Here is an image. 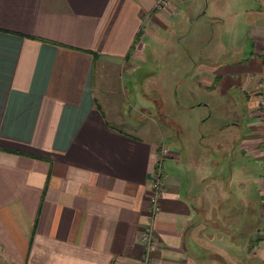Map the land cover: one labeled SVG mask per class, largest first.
Returning <instances> with one entry per match:
<instances>
[{
    "label": "crops",
    "instance_id": "obj_1",
    "mask_svg": "<svg viewBox=\"0 0 264 264\" xmlns=\"http://www.w3.org/2000/svg\"><path fill=\"white\" fill-rule=\"evenodd\" d=\"M156 2L0 0V251L13 264H139L149 223L152 264H264V0H211L224 46L251 48L226 72L211 51L196 66L234 133L205 157L178 137L161 162L154 108L181 126L155 60H186L204 5Z\"/></svg>",
    "mask_w": 264,
    "mask_h": 264
},
{
    "label": "rangeland",
    "instance_id": "obj_2",
    "mask_svg": "<svg viewBox=\"0 0 264 264\" xmlns=\"http://www.w3.org/2000/svg\"><path fill=\"white\" fill-rule=\"evenodd\" d=\"M202 1V5H204V0ZM207 1V5L203 6V8L206 7L204 12L199 14L198 19H194L191 32L181 36V45L186 46V60L184 61L183 57L180 59L170 58L169 60L157 58L155 60V64L158 65L157 68L160 70V74L157 77L160 84L163 85L164 113L179 123L181 129L177 130L172 125L173 123L163 120L156 107L154 108L155 112H153L154 125L156 127L154 128V133L158 135L159 141L164 140L165 145L173 148L176 145L179 146L178 137H181L183 150L195 148L204 157L210 154L211 148L216 147L220 138L234 133L235 126L233 124L223 126L231 119L229 112L227 113L222 107V105L226 104L225 98L217 89L209 90L205 87L203 74L201 70V74L197 72L196 66L201 62H209L211 58L208 52L211 51L215 56H218L217 60L220 62L218 68L226 72L230 65L236 64L233 63L232 59L248 56L246 49L251 48V46L244 45L245 50L243 49L244 51L240 53L243 45L224 46L225 42L222 38H224L226 32L224 29L227 24L225 23L226 25L224 26L219 18L210 16L213 5L211 0ZM212 26L214 33L211 34L208 31H211ZM216 42L224 43H222L223 46L221 44L213 45ZM258 58L259 56H256L253 59L256 60ZM239 65L241 64L239 63ZM176 67H179L180 70L173 72ZM165 69L171 70L170 74L165 75ZM177 72L181 78L179 80L176 79V82H174V74ZM169 151L170 149L167 153L170 155ZM174 156V153H172L168 159L174 161ZM261 226L263 225L259 227L261 228ZM250 255L251 264H263L256 253H251ZM0 260L3 264H13L5 258L1 251Z\"/></svg>",
    "mask_w": 264,
    "mask_h": 264
},
{
    "label": "built area",
    "instance_id": "obj_3",
    "mask_svg": "<svg viewBox=\"0 0 264 264\" xmlns=\"http://www.w3.org/2000/svg\"><path fill=\"white\" fill-rule=\"evenodd\" d=\"M168 0H157L156 4L158 6L161 5H165L167 4ZM263 101L261 100V98L259 99V104H262ZM261 123L263 125V129H264V112H262L261 114ZM169 150L168 146H164L162 147V149L159 151V158H160V162H161V158L162 156L166 155L167 152ZM160 162H158L157 168L155 169V174L154 176H152V184H153V188L151 189V192L149 193V197H150V205H151V209L152 212L150 213V220L151 218L157 213V211L159 210V204H158V200H159V192H160V188H161V182H160ZM151 224L149 223L148 226L145 227L144 231L141 234V243L144 247V252H142V257H141V261H139V264H152V260L150 259V255H149V251L154 249V235L152 234L151 231Z\"/></svg>",
    "mask_w": 264,
    "mask_h": 264
},
{
    "label": "water",
    "instance_id": "obj_4",
    "mask_svg": "<svg viewBox=\"0 0 264 264\" xmlns=\"http://www.w3.org/2000/svg\"><path fill=\"white\" fill-rule=\"evenodd\" d=\"M206 1H207V0H204V3H205V4H206ZM205 4H204V5H205ZM206 5H207V4H206ZM206 5H205V6H206ZM204 9H206V7H205ZM204 9H202V10L204 11Z\"/></svg>",
    "mask_w": 264,
    "mask_h": 264
},
{
    "label": "flooded vegetation",
    "instance_id": "obj_5",
    "mask_svg": "<svg viewBox=\"0 0 264 264\" xmlns=\"http://www.w3.org/2000/svg\"><path fill=\"white\" fill-rule=\"evenodd\" d=\"M263 132H264V129H263ZM262 139H263V142H264V134H263V137H262Z\"/></svg>",
    "mask_w": 264,
    "mask_h": 264
}]
</instances>
